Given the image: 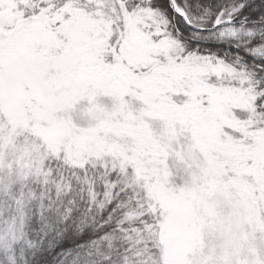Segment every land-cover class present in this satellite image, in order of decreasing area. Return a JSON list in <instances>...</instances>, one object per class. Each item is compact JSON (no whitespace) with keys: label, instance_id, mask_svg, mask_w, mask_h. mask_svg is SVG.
Masks as SVG:
<instances>
[{"label":"snow or ice","instance_id":"1","mask_svg":"<svg viewBox=\"0 0 264 264\" xmlns=\"http://www.w3.org/2000/svg\"><path fill=\"white\" fill-rule=\"evenodd\" d=\"M0 176V247L264 264V0H0Z\"/></svg>","mask_w":264,"mask_h":264},{"label":"trees","instance_id":"2","mask_svg":"<svg viewBox=\"0 0 264 264\" xmlns=\"http://www.w3.org/2000/svg\"><path fill=\"white\" fill-rule=\"evenodd\" d=\"M42 191V186H36L34 188V194L27 206V209L31 211L34 208V211L36 210V207L39 204V201L37 200V197L40 195ZM49 196L53 199L55 198V192L50 191ZM33 201H36L33 203ZM81 208L84 206V202H80ZM107 213H100L97 217V223H102L104 216H106ZM35 220H34V227H35ZM95 229V225L89 224L87 228L84 229L83 236L81 237V240L87 239L91 232ZM103 231H107L108 229L105 227L102 229ZM99 234V233H97ZM33 245H43L46 242V238L42 233H40L37 229V232L32 237ZM80 242V241H77ZM72 246V240L67 239L65 241H62L60 244L53 245L52 243L48 242L47 247L43 250L41 253L39 247L33 248H18L17 250H13V255L15 259V264H42L43 258L47 257L48 261L51 262V264H68V261L71 259V257H63L62 255H57V253L61 252V247L70 248ZM0 264H9L6 260L3 258H0Z\"/></svg>","mask_w":264,"mask_h":264},{"label":"rangeland","instance_id":"3","mask_svg":"<svg viewBox=\"0 0 264 264\" xmlns=\"http://www.w3.org/2000/svg\"><path fill=\"white\" fill-rule=\"evenodd\" d=\"M36 186L40 185L34 181L22 182L21 186V184H17L15 179L0 176V211H7L9 208L19 209L21 205L14 203L17 200H20L23 207L27 208ZM18 214L20 213L18 212ZM16 235L19 237L20 232L18 231ZM0 258L9 264H15L13 250L7 246L0 247Z\"/></svg>","mask_w":264,"mask_h":264}]
</instances>
